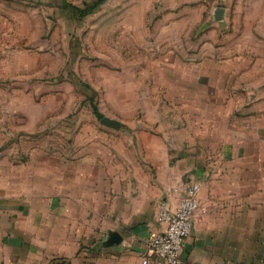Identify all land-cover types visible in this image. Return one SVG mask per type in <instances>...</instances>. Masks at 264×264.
Segmentation results:
<instances>
[{
    "label": "rangeland",
    "instance_id": "rangeland-1",
    "mask_svg": "<svg viewBox=\"0 0 264 264\" xmlns=\"http://www.w3.org/2000/svg\"><path fill=\"white\" fill-rule=\"evenodd\" d=\"M85 2L0 0L1 174L27 158L33 181L45 155L89 173L104 148L139 163L159 145L170 162L222 165L242 118L264 114V0H217V21L173 1L107 0L81 21L61 8Z\"/></svg>",
    "mask_w": 264,
    "mask_h": 264
},
{
    "label": "crops",
    "instance_id": "crops-1",
    "mask_svg": "<svg viewBox=\"0 0 264 264\" xmlns=\"http://www.w3.org/2000/svg\"><path fill=\"white\" fill-rule=\"evenodd\" d=\"M106 1L61 8L81 21L86 17L77 20L73 8ZM155 1L206 4L213 18L218 8L217 0ZM242 119L241 133L227 138L222 165L205 166L194 152L191 163L183 154L173 163L160 145L139 163L134 155L104 148L89 173L82 160L73 169L65 155L58 165L45 155L31 181L27 158L10 167L17 178L1 174L7 152L0 153V264H142L145 239L158 228V207L175 209L192 183L199 185L203 211L193 219L182 264H264V114ZM110 230L123 237L121 246H102Z\"/></svg>",
    "mask_w": 264,
    "mask_h": 264
},
{
    "label": "built area",
    "instance_id": "built-area-1",
    "mask_svg": "<svg viewBox=\"0 0 264 264\" xmlns=\"http://www.w3.org/2000/svg\"><path fill=\"white\" fill-rule=\"evenodd\" d=\"M199 189L198 184L189 185L184 197L173 210L163 205L158 207V228L145 239L142 264H148L150 260L164 264H182L181 253L190 235L193 219L198 210L203 211L197 198Z\"/></svg>",
    "mask_w": 264,
    "mask_h": 264
},
{
    "label": "water",
    "instance_id": "water-1",
    "mask_svg": "<svg viewBox=\"0 0 264 264\" xmlns=\"http://www.w3.org/2000/svg\"><path fill=\"white\" fill-rule=\"evenodd\" d=\"M224 13V9L217 8L214 13L215 20H221ZM100 124L104 127L111 128V129H118L121 124L113 119L108 117H103L100 121ZM123 237L114 230H110L107 232L104 241L102 242V246L104 248H111V247H119L123 244Z\"/></svg>",
    "mask_w": 264,
    "mask_h": 264
},
{
    "label": "trees",
    "instance_id": "trees-1",
    "mask_svg": "<svg viewBox=\"0 0 264 264\" xmlns=\"http://www.w3.org/2000/svg\"><path fill=\"white\" fill-rule=\"evenodd\" d=\"M98 7V3H93L89 6H85L82 9L79 8H73L74 10V16L77 20H81L87 16H90ZM89 105L90 109L92 111V114L97 120H101L104 116L99 112L95 102L93 101L92 98L89 99Z\"/></svg>",
    "mask_w": 264,
    "mask_h": 264
}]
</instances>
